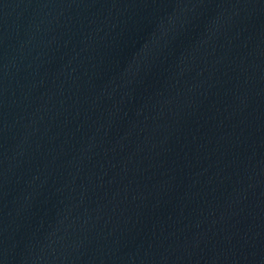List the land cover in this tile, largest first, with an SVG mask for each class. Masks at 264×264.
<instances>
[{
	"label": "water",
	"instance_id": "95a60500",
	"mask_svg": "<svg viewBox=\"0 0 264 264\" xmlns=\"http://www.w3.org/2000/svg\"><path fill=\"white\" fill-rule=\"evenodd\" d=\"M0 264H264V0H0Z\"/></svg>",
	"mask_w": 264,
	"mask_h": 264
}]
</instances>
